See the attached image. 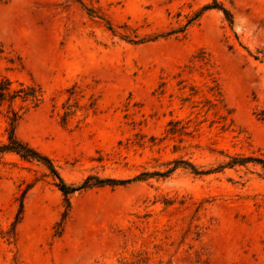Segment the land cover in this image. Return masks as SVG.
<instances>
[{
    "label": "rangeland",
    "instance_id": "1",
    "mask_svg": "<svg viewBox=\"0 0 264 264\" xmlns=\"http://www.w3.org/2000/svg\"><path fill=\"white\" fill-rule=\"evenodd\" d=\"M81 1L103 20L76 0H0V84L42 93L0 105V143L14 109L66 184L129 182L67 208L43 165L5 155L0 264H264V170L225 166L264 159V0ZM213 1L229 20L200 14Z\"/></svg>",
    "mask_w": 264,
    "mask_h": 264
},
{
    "label": "trees",
    "instance_id": "2",
    "mask_svg": "<svg viewBox=\"0 0 264 264\" xmlns=\"http://www.w3.org/2000/svg\"><path fill=\"white\" fill-rule=\"evenodd\" d=\"M76 1L81 4L82 8L87 12V14L90 17H97L103 20L94 9L84 6L81 0H76ZM211 9L220 10L223 12V14L225 15L227 19L230 18L229 13L225 9H223L221 6H219L216 1H213L211 5H205L201 9L200 14L203 13L205 10H211ZM198 16L199 14L197 15V17ZM104 22L107 26V29L115 35L116 32L113 29L112 25H110L107 21H104ZM175 33H178V32L173 30V31L168 32L165 35H159L157 36V38L170 36ZM119 36L121 39L129 43H132V44H140L146 41H151V40H143V39L135 41L133 39H129L125 35L119 34ZM10 86H11V83L8 80L1 82L0 84V105L6 100L8 102L10 101L13 103V101L16 98H20L22 99V101L31 102L32 108L37 107L41 103L42 93L40 92V89L37 86L31 85L29 87H24L23 85H21V87L17 90H11ZM9 113H10V117L8 119H9V124H10V130L8 131L6 141L0 143V161L5 155L13 154V155L18 156L22 160L34 161V162H37L43 165L48 170L49 175L52 177L54 186L59 190V192L64 197V201L67 205V208L69 207V196L74 192L81 191V190H88V189H92L96 187H104V186L116 187V186L124 185L125 183L129 182V181L128 182L118 181V180H102V181L98 180L96 182H92L91 177H88L87 179H85V181L80 186H73V185L66 184L60 177L52 161L47 156L41 154L36 149L30 147L27 143L19 140L17 136L15 135V125L20 120L22 114H19L17 111H14V109H10ZM248 162L259 164L264 170V159L262 158L254 159V158L231 157V161L227 163L225 166H231V167L243 166ZM185 165L192 171V173L197 174V175H205V174L211 173L210 171L197 170L194 167V165L190 163H185ZM146 175L147 174H142L136 180H139V181L144 180L143 178H145ZM24 195H25V192L23 196ZM23 196H22V200H23ZM22 200L20 201V207H19V211L16 216V220L12 224V229L10 233L7 234V238L9 239L11 235L13 234L16 225L19 223L21 219V214L23 211V201Z\"/></svg>",
    "mask_w": 264,
    "mask_h": 264
}]
</instances>
